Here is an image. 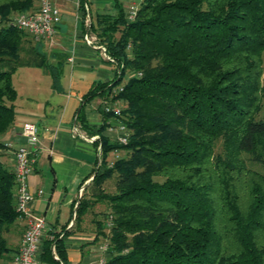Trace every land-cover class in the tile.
<instances>
[{
	"label": "trees",
	"instance_id": "trees-1",
	"mask_svg": "<svg viewBox=\"0 0 264 264\" xmlns=\"http://www.w3.org/2000/svg\"><path fill=\"white\" fill-rule=\"evenodd\" d=\"M39 5L0 0V150L16 121L17 70L47 68L60 86V66L38 48L23 59L29 34L11 18ZM128 14L121 6L93 26L121 73L84 95L78 118L86 122L85 105L111 94L129 70L114 98L130 140L102 135L111 115L101 110V165L76 221L105 204L97 215L99 236L111 224L108 264H264V0H142L133 20ZM116 149L124 155L111 167ZM16 204L15 172L0 153V260L14 255L7 234ZM68 234L64 227L43 238L42 264L68 263Z\"/></svg>",
	"mask_w": 264,
	"mask_h": 264
},
{
	"label": "crops",
	"instance_id": "crops-1",
	"mask_svg": "<svg viewBox=\"0 0 264 264\" xmlns=\"http://www.w3.org/2000/svg\"><path fill=\"white\" fill-rule=\"evenodd\" d=\"M142 0H55L61 10V22L57 26L54 44L39 42L38 50L48 65L61 69L59 89L53 86V78L47 68L25 66L22 87L16 90V121L14 126L1 138L7 146L0 150L3 161L15 169L14 151L25 143L22 126L25 122L37 123L40 129L38 156L29 185L36 195L32 207L36 215L45 217L48 229L45 237L60 232L66 227L68 235L65 244L68 253L67 264H96L101 256L99 236V212L97 204L84 220L73 222L77 215L80 190L91 184L94 171L99 166L97 134L105 121L101 105L105 97H96L85 105L82 122L78 111L84 95L99 82H110L119 74L116 63L107 61L100 50L87 46L82 41L84 33L95 31L97 18L102 14L116 15L122 6L126 12ZM19 72V69L17 70ZM16 72V73H17ZM15 73V74H16ZM14 74V75H15ZM13 75V81H14ZM109 118L102 135L116 142L112 127L116 124ZM92 136H99L95 141ZM102 148V146H101ZM113 150L108 159L115 156ZM39 190L43 191L38 195ZM83 191V193H84ZM71 225V227H70ZM25 230V223L18 219L7 234L15 254ZM56 258V257H55ZM38 264H42L40 261Z\"/></svg>",
	"mask_w": 264,
	"mask_h": 264
},
{
	"label": "built area",
	"instance_id": "built-area-1",
	"mask_svg": "<svg viewBox=\"0 0 264 264\" xmlns=\"http://www.w3.org/2000/svg\"><path fill=\"white\" fill-rule=\"evenodd\" d=\"M137 11V5H132L129 8L128 19L130 21L135 18ZM14 22L36 41L54 44L56 41L57 26L61 22V10L55 3V0H40L39 8L35 12L21 13L16 16ZM82 41L87 46L100 50L107 61L117 64L114 58L108 54L106 46L101 42L95 31L84 33ZM123 89L124 86L119 89V92L123 91ZM109 96V99L102 102L101 110L111 115V119L116 123L112 127V131L116 134V142L120 145H127L130 140V131L121 120L123 108L118 105L119 102L113 98V95L110 94ZM22 136L25 139V143L14 151V172L16 181V210L19 214V219L25 223V230L17 252L8 260H0V264H38L42 240L48 229L46 218L36 215L33 210L32 203L36 199V195L31 190L28 181L34 171V163L38 156L40 143V129L38 124L25 122L22 126ZM98 138L99 136H92L89 139L95 141ZM99 153L100 166L102 157L101 146L99 147ZM114 154V158L109 160V166L111 167L121 157L120 151L117 149L114 151ZM83 191L84 189L82 188L79 199H81ZM42 194L43 191L39 190L38 195L40 196ZM75 219L76 214L73 217L71 225H73ZM108 226L111 227V224ZM110 256V243L107 242L101 246V256L98 258L96 264H108ZM55 257L58 259L56 254Z\"/></svg>",
	"mask_w": 264,
	"mask_h": 264
},
{
	"label": "rangeland",
	"instance_id": "rangeland-1",
	"mask_svg": "<svg viewBox=\"0 0 264 264\" xmlns=\"http://www.w3.org/2000/svg\"><path fill=\"white\" fill-rule=\"evenodd\" d=\"M25 13V12H24ZM28 13V12H27ZM16 16L17 15H13V16H11V18H12V20H15V18H16ZM38 41H36L33 37H31L30 35H27L25 38H24V49H25V51H23L22 52V56H23V59H28V53H27V51L28 50H30V49H32L33 47H36V48H38ZM122 67L120 66V69H121ZM263 69H264V54H263ZM23 71H27V69H21V68H19V72H17L15 75H14V81H13V83H14V86L17 88V89H20L21 87H22V84H23V81H22V72ZM120 73H121V71H120ZM131 75V71H127V75L125 76V78H124V81L117 87V89H114L113 90V92L111 93V95H113V98L118 94V93H120L119 92V89L122 87V86H124L125 85V81L128 79V77ZM117 78H119V75H117L116 76ZM115 77V78H116ZM110 95V94H109ZM107 96V97H105V100H107V99H109V97L110 96ZM115 99V98H114ZM104 100V101H105ZM115 100H117L119 103H118V105L119 106H122L123 107V101L122 100H119V99H115ZM103 101V102H104ZM114 123V122H113ZM121 155H124V152H122V154ZM100 166H98V168H99ZM256 168H260V166H255ZM106 190H107V192L108 193H113L114 191H115V179L113 178V179H111V180H108L107 182H106ZM101 204V207H100V210L102 211V210H104V209H106V206H105V204H102V203H100ZM110 227L109 226H107L106 225V229L104 230V233L106 234V237H102L101 238V241H102V244L101 245H103L104 243H109V241H107V238H109L110 237Z\"/></svg>",
	"mask_w": 264,
	"mask_h": 264
}]
</instances>
